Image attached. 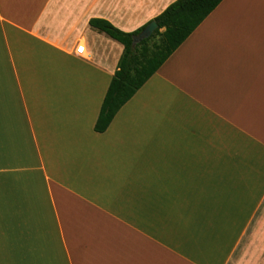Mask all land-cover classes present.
Listing matches in <instances>:
<instances>
[{"label": "crops", "instance_id": "0c3cea01", "mask_svg": "<svg viewBox=\"0 0 264 264\" xmlns=\"http://www.w3.org/2000/svg\"><path fill=\"white\" fill-rule=\"evenodd\" d=\"M175 1L0 0V264H264V0H223L95 131L124 47L90 20Z\"/></svg>", "mask_w": 264, "mask_h": 264}, {"label": "trees", "instance_id": "16d2710c", "mask_svg": "<svg viewBox=\"0 0 264 264\" xmlns=\"http://www.w3.org/2000/svg\"><path fill=\"white\" fill-rule=\"evenodd\" d=\"M223 0H176L154 18L158 29L135 47L134 32H125L104 19H91L90 25L124 47L117 70L104 98L95 131L105 132L120 109L134 97L168 58L189 38ZM164 29L163 31H161Z\"/></svg>", "mask_w": 264, "mask_h": 264}, {"label": "water", "instance_id": "95a60500", "mask_svg": "<svg viewBox=\"0 0 264 264\" xmlns=\"http://www.w3.org/2000/svg\"><path fill=\"white\" fill-rule=\"evenodd\" d=\"M158 24L155 21L149 23L143 31H141L138 35L133 37V46L135 47L142 40L151 37V35L158 29Z\"/></svg>", "mask_w": 264, "mask_h": 264}, {"label": "built area", "instance_id": "2783aa9c", "mask_svg": "<svg viewBox=\"0 0 264 264\" xmlns=\"http://www.w3.org/2000/svg\"><path fill=\"white\" fill-rule=\"evenodd\" d=\"M83 51H84V46H80V47H78V49H77V53H78V54L83 53Z\"/></svg>", "mask_w": 264, "mask_h": 264}]
</instances>
